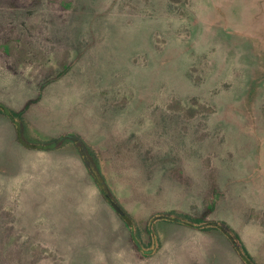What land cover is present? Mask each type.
I'll list each match as a JSON object with an SVG mask.
<instances>
[{"label":"rangeland","instance_id":"374dc122","mask_svg":"<svg viewBox=\"0 0 264 264\" xmlns=\"http://www.w3.org/2000/svg\"><path fill=\"white\" fill-rule=\"evenodd\" d=\"M0 264H264V0H0ZM144 252V253H143Z\"/></svg>","mask_w":264,"mask_h":264},{"label":"trees","instance_id":"16d2710c","mask_svg":"<svg viewBox=\"0 0 264 264\" xmlns=\"http://www.w3.org/2000/svg\"><path fill=\"white\" fill-rule=\"evenodd\" d=\"M12 2V4H14V6L17 7H27L29 5H33V3L35 4L36 1L39 0H10ZM7 106L4 105L3 103L0 102V110L2 112H4L5 114H7L5 112V108ZM9 108V107H7ZM10 113L7 114L9 116V118L16 124L17 127V121H20V113L19 112H15L12 109H10ZM12 116V117H11ZM21 123V121H20ZM21 129H22V125H21ZM18 132V129H17ZM23 133V130H22ZM24 138V135H23ZM19 139V138H18ZM25 139V138H24ZM72 140L75 145L77 146L82 158L84 159V161L86 162L88 169L90 171V173L92 174L94 180L96 181L97 185L99 186V188L101 189L102 193L104 194V196L107 198V196H110L113 200H115L108 192L107 187L104 183V180L101 178L100 173H98L96 171V169L94 168V166L90 163L89 161V156H88V152H87V146L84 142V140L81 138V136L75 132H70V133H66L64 135H61L59 137H57L56 139L53 140L57 141V144L61 141L64 140ZM26 140V139H25ZM37 147L35 144H32V146L30 148H35ZM176 218V217H175ZM169 213H160L157 214L155 216L152 217L151 219V223L153 224V222H155L156 220L159 219H174ZM181 223L193 226V227H198V228H216V229H220L222 230L228 237H230L235 245V249L237 251V253L239 254V256L241 257V259L243 260V262L245 264H256L255 261L253 260V258L251 257L250 253L248 252L247 248L240 243L235 234L232 232L231 229H229L224 223H222L221 221L218 220H203V219H188V218H183V217H179V220ZM134 224L130 225V227L133 229ZM142 244V243H141ZM137 249H143L144 246L142 245V248H139L138 246H136ZM145 252V251H144ZM143 252V253H144Z\"/></svg>","mask_w":264,"mask_h":264},{"label":"water","instance_id":"95a60500","mask_svg":"<svg viewBox=\"0 0 264 264\" xmlns=\"http://www.w3.org/2000/svg\"><path fill=\"white\" fill-rule=\"evenodd\" d=\"M5 112L7 114L10 113V110L9 108H5ZM12 117V116H11ZM17 129H18V138H19V141L26 147H31L32 146V143H29L27 142L24 138H23V133H22V129H21V123L20 121H17ZM57 145V141H54L50 144H37L36 146L38 148H44V149H48L50 147H56ZM107 199L111 202V204L114 206V208L122 215V217H124V219L128 222L129 225H132L133 224V220L132 218L126 213V211L120 206V204L118 202H116L115 200H113L110 196H107ZM176 220H179L178 217L175 218ZM132 236L134 238V241L136 243V245L139 247V248H142V244L140 242V240L136 237L135 235V229L133 228L132 229ZM151 250H148L146 249L145 252H150Z\"/></svg>","mask_w":264,"mask_h":264},{"label":"flooded vegetation","instance_id":"af4514ba","mask_svg":"<svg viewBox=\"0 0 264 264\" xmlns=\"http://www.w3.org/2000/svg\"><path fill=\"white\" fill-rule=\"evenodd\" d=\"M146 249L145 248H143V251H145Z\"/></svg>","mask_w":264,"mask_h":264}]
</instances>
